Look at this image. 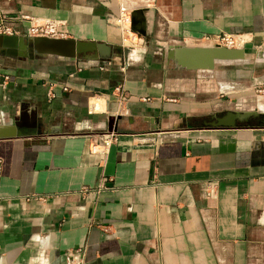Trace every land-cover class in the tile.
<instances>
[{
  "label": "crops",
  "instance_id": "0c3cea01",
  "mask_svg": "<svg viewBox=\"0 0 264 264\" xmlns=\"http://www.w3.org/2000/svg\"><path fill=\"white\" fill-rule=\"evenodd\" d=\"M131 4L137 44L123 56L0 53V121L33 130L0 138V264H63L80 245L81 264H264V126L206 124L249 77L264 81V0ZM116 9L0 0L19 32L49 18L63 37L113 47ZM221 31L250 36L245 60L207 69L167 55ZM112 119L115 140L92 151Z\"/></svg>",
  "mask_w": 264,
  "mask_h": 264
},
{
  "label": "water",
  "instance_id": "95a60500",
  "mask_svg": "<svg viewBox=\"0 0 264 264\" xmlns=\"http://www.w3.org/2000/svg\"><path fill=\"white\" fill-rule=\"evenodd\" d=\"M132 10L130 12V18ZM114 48L119 50L121 56H123L127 50V48L122 45L113 47L103 42L80 40L72 37L44 35L26 36L23 33H0V53L15 57L26 56L27 53L30 52L35 56L53 54L72 59L81 53L82 55H87L88 58L104 61ZM261 53H264V50H262ZM167 55L173 58L175 63L180 66L212 68L215 61H240L244 57V49L243 47L228 48L219 45H180L174 48L171 47ZM258 115H261L259 122L264 126V109H258L257 107L248 109H225L222 113L213 115L212 119L206 121V124L214 127L234 126L237 121ZM112 122L113 119L111 121L109 120L108 125L104 129L110 130L112 128ZM15 125L16 124L12 121H0V138L19 136L33 132V130H21Z\"/></svg>",
  "mask_w": 264,
  "mask_h": 264
},
{
  "label": "built area",
  "instance_id": "2783aa9c",
  "mask_svg": "<svg viewBox=\"0 0 264 264\" xmlns=\"http://www.w3.org/2000/svg\"><path fill=\"white\" fill-rule=\"evenodd\" d=\"M116 12L112 17L113 23L117 26L119 30L120 43L122 46H132L137 44L136 33L131 26L130 12L133 5L129 0H115ZM26 18V17H24ZM29 19V18H27ZM59 22L55 19L45 18L38 22L29 21L28 26L24 31L19 32L15 30L4 18H0V33L5 34H18L23 33L26 36L34 35H44V36H56L63 37V32L58 28ZM244 32H219L214 38H212L214 44L219 46H224L228 48L232 47H243L245 43L250 40V36H245ZM205 38H209L208 36ZM122 68V66H121ZM7 75L3 78L6 79ZM53 83L49 84L48 97H53L55 95L53 89ZM62 90L66 89V86H61ZM97 142L91 145L92 151L106 152L109 148L110 143L116 138V131L111 128L110 130L102 129L97 131ZM0 168H1V158H0ZM211 187L214 188L215 184L212 183ZM84 259V248L82 245L76 246L71 251L66 252L64 255L63 264H81Z\"/></svg>",
  "mask_w": 264,
  "mask_h": 264
},
{
  "label": "rangeland",
  "instance_id": "374dc122",
  "mask_svg": "<svg viewBox=\"0 0 264 264\" xmlns=\"http://www.w3.org/2000/svg\"><path fill=\"white\" fill-rule=\"evenodd\" d=\"M130 2L133 0H129ZM239 67L241 65H238ZM237 66V67H238ZM244 86V91H235L232 101L229 104V108L248 109L257 107L262 109L264 106V81L257 79L256 77H249L248 82L241 83ZM246 123H259L258 121L249 120Z\"/></svg>",
  "mask_w": 264,
  "mask_h": 264
},
{
  "label": "bare ground",
  "instance_id": "6f19581e",
  "mask_svg": "<svg viewBox=\"0 0 264 264\" xmlns=\"http://www.w3.org/2000/svg\"><path fill=\"white\" fill-rule=\"evenodd\" d=\"M246 36V35H245ZM247 37V36H246ZM246 50V49H245ZM246 59V56H245V54H244V57L241 59V60H245ZM208 69V68H207ZM92 101V103H93V105H94V109H100V107H101V102H100V99H96V98H94V99H92L91 100ZM103 104V103H102ZM261 108L262 109H264V106L263 105H261Z\"/></svg>",
  "mask_w": 264,
  "mask_h": 264
},
{
  "label": "flooded vegetation",
  "instance_id": "af4514ba",
  "mask_svg": "<svg viewBox=\"0 0 264 264\" xmlns=\"http://www.w3.org/2000/svg\"><path fill=\"white\" fill-rule=\"evenodd\" d=\"M260 118H261V115H258V116H250V117H248L246 119H243V120H240V121H237V122H241V121L247 122L249 120L250 121L253 120V121H258L259 122L260 121Z\"/></svg>",
  "mask_w": 264,
  "mask_h": 264
}]
</instances>
